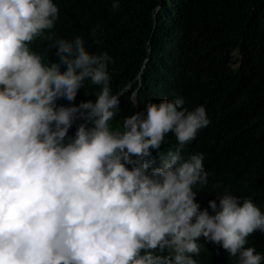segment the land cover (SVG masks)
<instances>
[{"label": "clouds", "instance_id": "1", "mask_svg": "<svg viewBox=\"0 0 264 264\" xmlns=\"http://www.w3.org/2000/svg\"><path fill=\"white\" fill-rule=\"evenodd\" d=\"M120 1L0 0V264H264V39L211 55V0Z\"/></svg>", "mask_w": 264, "mask_h": 264}, {"label": "trees", "instance_id": "2", "mask_svg": "<svg viewBox=\"0 0 264 264\" xmlns=\"http://www.w3.org/2000/svg\"><path fill=\"white\" fill-rule=\"evenodd\" d=\"M130 0H123L119 3H128ZM108 9L109 6H106ZM139 23H135L131 31V36L126 43H121L123 39V32L119 29L117 35L107 40L99 51L107 52L112 58L110 69L118 71L124 67L133 68V61L128 59V56L134 45L132 43L133 35L139 29ZM197 29L207 27L208 41L205 44L204 50L209 54H219L222 50H228L231 47L245 42L252 34V39H264V0H211L209 2V9L205 15L195 21ZM190 31L188 29L187 39H189ZM102 39L109 38L106 30L98 34ZM214 45V47H213ZM218 46V47H217ZM91 47H95L91 44ZM209 49H215L210 52ZM261 54L264 60V41L260 45ZM201 49L197 50L200 54ZM223 52V51H222ZM264 90V78L253 77L252 87L246 90L240 100L238 106L243 107L248 105L253 97ZM264 103V96L255 101L254 106L258 110L262 108Z\"/></svg>", "mask_w": 264, "mask_h": 264}]
</instances>
